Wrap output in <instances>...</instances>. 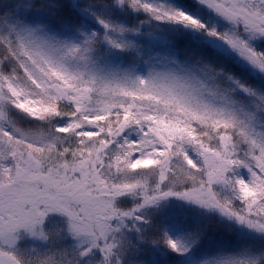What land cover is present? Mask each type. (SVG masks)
<instances>
[{
  "label": "snow or ice",
  "instance_id": "snow-or-ice-1",
  "mask_svg": "<svg viewBox=\"0 0 264 264\" xmlns=\"http://www.w3.org/2000/svg\"><path fill=\"white\" fill-rule=\"evenodd\" d=\"M0 264H264V0H0Z\"/></svg>",
  "mask_w": 264,
  "mask_h": 264
},
{
  "label": "trees",
  "instance_id": "trees-1",
  "mask_svg": "<svg viewBox=\"0 0 264 264\" xmlns=\"http://www.w3.org/2000/svg\"><path fill=\"white\" fill-rule=\"evenodd\" d=\"M216 64L218 67H223L225 71L232 72L233 74L240 77L242 80L248 78V71L242 66L241 62L235 60L232 56H220L216 58ZM174 229L178 232L182 229H191L193 227L202 226L203 221L197 218L194 214L187 217L169 216L167 221Z\"/></svg>",
  "mask_w": 264,
  "mask_h": 264
},
{
  "label": "rangeland",
  "instance_id": "rangeland-1",
  "mask_svg": "<svg viewBox=\"0 0 264 264\" xmlns=\"http://www.w3.org/2000/svg\"><path fill=\"white\" fill-rule=\"evenodd\" d=\"M176 231V230H175ZM177 232V231H176ZM178 233V232H177Z\"/></svg>",
  "mask_w": 264,
  "mask_h": 264
}]
</instances>
